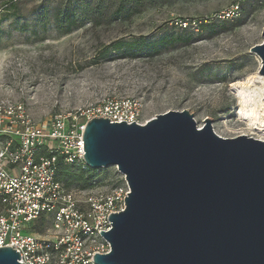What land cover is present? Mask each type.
Masks as SVG:
<instances>
[{
    "label": "rangeland",
    "instance_id": "obj_1",
    "mask_svg": "<svg viewBox=\"0 0 264 264\" xmlns=\"http://www.w3.org/2000/svg\"><path fill=\"white\" fill-rule=\"evenodd\" d=\"M232 6L238 13L223 17ZM263 28L258 0H0V98L22 101L42 126L59 112L95 115L115 102L142 122L188 110L198 127L206 118L235 124L233 84L253 76L252 88L263 86L251 51ZM70 168L84 175L75 185L119 175Z\"/></svg>",
    "mask_w": 264,
    "mask_h": 264
},
{
    "label": "water",
    "instance_id": "obj_2",
    "mask_svg": "<svg viewBox=\"0 0 264 264\" xmlns=\"http://www.w3.org/2000/svg\"><path fill=\"white\" fill-rule=\"evenodd\" d=\"M251 51L264 77V40ZM83 139L89 169L117 166L130 186L96 264H264V140L222 137L188 110L144 124L94 117ZM19 259L0 247V264Z\"/></svg>",
    "mask_w": 264,
    "mask_h": 264
},
{
    "label": "built area",
    "instance_id": "obj_3",
    "mask_svg": "<svg viewBox=\"0 0 264 264\" xmlns=\"http://www.w3.org/2000/svg\"><path fill=\"white\" fill-rule=\"evenodd\" d=\"M242 1V0H239ZM264 6V0H258ZM232 6L223 17L238 13ZM95 115L59 112L46 126L36 123L25 104L0 98V247L11 246L24 264H96L108 253L112 213L126 208L130 186L119 173L110 185L66 187L57 177L60 161L88 170L84 132L94 117L144 124L137 112L118 102L95 107ZM40 222L45 233L36 231Z\"/></svg>",
    "mask_w": 264,
    "mask_h": 264
},
{
    "label": "bare ground",
    "instance_id": "obj_4",
    "mask_svg": "<svg viewBox=\"0 0 264 264\" xmlns=\"http://www.w3.org/2000/svg\"><path fill=\"white\" fill-rule=\"evenodd\" d=\"M257 78L263 83L259 90L252 88L254 85L253 76H248L233 84L238 100L236 122L232 124L226 120L218 127L213 125L217 134L220 136L246 135L264 140V77L260 74Z\"/></svg>",
    "mask_w": 264,
    "mask_h": 264
},
{
    "label": "trees",
    "instance_id": "obj_5",
    "mask_svg": "<svg viewBox=\"0 0 264 264\" xmlns=\"http://www.w3.org/2000/svg\"><path fill=\"white\" fill-rule=\"evenodd\" d=\"M8 9H10V8L7 6L5 8V10H8ZM70 167H75V166L67 165V164H64L63 162L60 161V164H59V167H58V171H57V177H58V179L61 182H63L66 187H68V188L69 187H77V188L85 189V188H91V187H93L95 185V184H88V183L87 184L85 183L83 185H75L74 184L75 182L82 181L84 179V175H82L78 171H77V174H71V172H69V171H71V168ZM75 168H77V167H75ZM61 169H65L68 172L66 174H64V175H60V170ZM80 170H82V169H80Z\"/></svg>",
    "mask_w": 264,
    "mask_h": 264
}]
</instances>
